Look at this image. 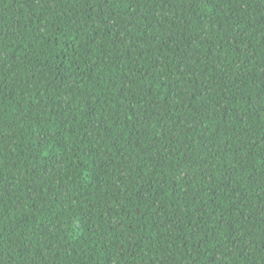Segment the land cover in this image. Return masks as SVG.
I'll use <instances>...</instances> for the list:
<instances>
[{
  "label": "trees",
  "instance_id": "16d2710c",
  "mask_svg": "<svg viewBox=\"0 0 264 264\" xmlns=\"http://www.w3.org/2000/svg\"><path fill=\"white\" fill-rule=\"evenodd\" d=\"M0 264H264V0H0Z\"/></svg>",
  "mask_w": 264,
  "mask_h": 264
}]
</instances>
